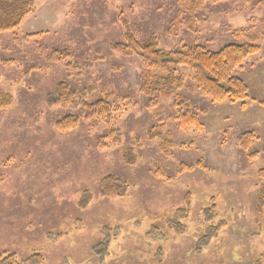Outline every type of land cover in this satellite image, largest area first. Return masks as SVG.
Here are the masks:
<instances>
[{
    "label": "rangeland",
    "instance_id": "1",
    "mask_svg": "<svg viewBox=\"0 0 264 264\" xmlns=\"http://www.w3.org/2000/svg\"><path fill=\"white\" fill-rule=\"evenodd\" d=\"M127 23L166 50L217 51L257 34L261 50L236 71L246 107L187 79L180 93L199 126L173 118L174 97L149 109L143 60L112 47ZM61 83L89 88V100L130 98L116 113L118 146L99 150L103 126L84 120L56 129L64 111L46 98ZM0 102V264L37 253L44 264H264V0H35L18 28L0 32ZM250 131L247 152L238 139ZM108 176L127 183L124 196L102 193Z\"/></svg>",
    "mask_w": 264,
    "mask_h": 264
},
{
    "label": "trees",
    "instance_id": "2",
    "mask_svg": "<svg viewBox=\"0 0 264 264\" xmlns=\"http://www.w3.org/2000/svg\"><path fill=\"white\" fill-rule=\"evenodd\" d=\"M34 2L35 0H0V32L18 28L23 20L34 12ZM252 37L248 43L228 44L217 51L203 46H185L182 49L166 50L159 47L155 36L142 41L136 40L127 23L125 41L115 43L112 47L122 55H136L143 60L146 72L140 90L148 96L147 107L158 111V108H161V98L174 97L176 114L173 118L186 128L190 125H200L198 118L188 109V100L180 93L185 88L187 79L192 81V89L197 88L201 94L215 102H241V106L246 107V101L250 98L249 87L236 71L242 67L247 57L261 50V46L255 42L258 38L257 34ZM65 55L67 56L66 53ZM47 58L59 60L55 59L54 51L48 54ZM90 63L93 64V61ZM67 68L81 69L82 66L69 62ZM88 89L78 91L69 84L61 83L47 95L48 106H56L64 111L55 121L56 129L66 133L76 129L84 120L90 130L103 126L104 132L97 138L99 150L118 146L123 139V132L117 127L116 113L122 105L120 100L128 105L131 103L130 98L120 96L118 102L108 96L89 100ZM7 105L9 101L2 104V106ZM161 129L162 126L159 129L156 126L152 127L150 135L152 138H158L160 145L166 149L170 143L164 138ZM253 137V132H245L239 137L238 144L248 152ZM133 152V147L128 146L125 157L130 163L135 161ZM259 172L264 175V170ZM127 189V183L117 177L108 176L102 182V193L108 197H122ZM12 256L16 257L15 254ZM11 264H44V259L40 253H37Z\"/></svg>",
    "mask_w": 264,
    "mask_h": 264
}]
</instances>
